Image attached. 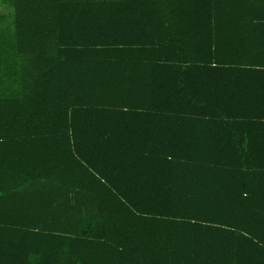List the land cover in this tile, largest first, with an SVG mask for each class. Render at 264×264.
<instances>
[{"label":"trees","instance_id":"1","mask_svg":"<svg viewBox=\"0 0 264 264\" xmlns=\"http://www.w3.org/2000/svg\"><path fill=\"white\" fill-rule=\"evenodd\" d=\"M1 3L0 264H264V0Z\"/></svg>","mask_w":264,"mask_h":264},{"label":"crops","instance_id":"2","mask_svg":"<svg viewBox=\"0 0 264 264\" xmlns=\"http://www.w3.org/2000/svg\"><path fill=\"white\" fill-rule=\"evenodd\" d=\"M5 11L6 7L0 0V14ZM194 30L198 31L194 32L190 38L194 47H190L192 51L186 49L187 52L182 54L184 58L200 59L212 56V59L216 61L227 60V63L236 61L237 65L249 68L251 66L246 62L259 58V54L255 51L256 44L260 42L258 39L264 42V23L213 21L197 26ZM173 55L180 59V54L174 53ZM247 78H257V76Z\"/></svg>","mask_w":264,"mask_h":264}]
</instances>
